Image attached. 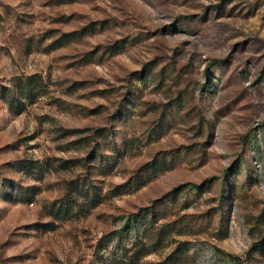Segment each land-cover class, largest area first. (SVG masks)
Masks as SVG:
<instances>
[{"label":"rangeland","instance_id":"374dc122","mask_svg":"<svg viewBox=\"0 0 264 264\" xmlns=\"http://www.w3.org/2000/svg\"><path fill=\"white\" fill-rule=\"evenodd\" d=\"M0 264H264V0H0Z\"/></svg>","mask_w":264,"mask_h":264}]
</instances>
